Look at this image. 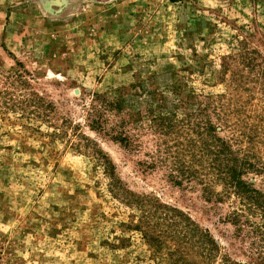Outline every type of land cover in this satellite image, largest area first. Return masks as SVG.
Here are the masks:
<instances>
[{"label": "rangeland", "instance_id": "rangeland-1", "mask_svg": "<svg viewBox=\"0 0 264 264\" xmlns=\"http://www.w3.org/2000/svg\"><path fill=\"white\" fill-rule=\"evenodd\" d=\"M263 71L264 0H0V264H182L131 228L106 159L147 210L217 243L188 264H264V220L216 180L207 131L222 125L264 193ZM121 97L125 112L105 108ZM243 209L240 237L228 218Z\"/></svg>", "mask_w": 264, "mask_h": 264}, {"label": "trees", "instance_id": "trees-1", "mask_svg": "<svg viewBox=\"0 0 264 264\" xmlns=\"http://www.w3.org/2000/svg\"><path fill=\"white\" fill-rule=\"evenodd\" d=\"M169 1L173 4L178 2V0ZM256 66L255 62L251 60L247 68H256ZM260 76L264 80V71ZM261 86L264 92V85ZM127 103V99L121 97L114 102L104 103V105L105 108L109 106V111L122 114L128 106ZM213 105L215 108L213 109V114L216 120L224 122L226 115L225 113L221 115L217 112L216 100H214ZM162 116L159 117V122L168 120L163 119ZM221 126L218 123L213 125L210 122L207 128L212 145L210 149L211 153L209 150L208 152L212 157V170L218 174L216 180L227 190L226 194L238 198L243 208L245 206L251 215L259 213L264 220V193L256 189L251 182L244 179L253 169L249 155L236 152L230 142H226L219 137L220 130L218 127L221 129ZM92 128H94L93 130H97L96 125H93ZM112 138L125 148L131 144V135L126 132V127H123L119 135H114ZM103 166L106 175L111 180L109 192L113 193L116 198H121V201L138 215V224L130 226L134 231L141 232L144 240L156 247L163 245L162 240L174 242L176 246L175 254L181 256L182 264H188L187 259L189 257H195L199 261L203 259L212 260L216 257L218 245L211 239L209 233H203L198 227H193L190 219L175 209L154 205L151 209L147 210V205L144 203L145 200H142V197L124 188L122 182L116 176L115 165L109 159H106ZM176 172L178 175L171 174L170 177L172 182L179 186L182 185V180L187 178L188 173L184 168L178 169ZM253 172L259 174L256 170ZM191 177L195 176L192 175ZM204 188L206 189L207 186ZM245 212V209L236 211V213L231 214L228 218V222L236 228V232L240 237L243 233L242 218H244ZM164 222L166 223L164 224ZM163 224L164 229H161ZM188 235H191L193 240L188 239ZM248 259L251 263L245 264H260L254 262L255 259L252 256H249Z\"/></svg>", "mask_w": 264, "mask_h": 264}]
</instances>
